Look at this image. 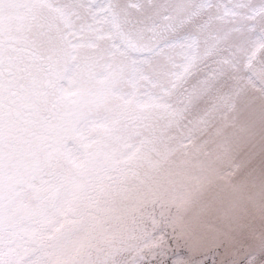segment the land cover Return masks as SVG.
<instances>
[{
	"label": "rangeland",
	"instance_id": "obj_1",
	"mask_svg": "<svg viewBox=\"0 0 264 264\" xmlns=\"http://www.w3.org/2000/svg\"><path fill=\"white\" fill-rule=\"evenodd\" d=\"M10 18L69 118L41 153L46 206L24 183L2 194L4 264L264 263V0H0ZM0 128L16 126L1 113ZM129 158L140 171L115 177ZM91 182L100 206L63 224Z\"/></svg>",
	"mask_w": 264,
	"mask_h": 264
},
{
	"label": "flooded vegetation",
	"instance_id": "obj_2",
	"mask_svg": "<svg viewBox=\"0 0 264 264\" xmlns=\"http://www.w3.org/2000/svg\"><path fill=\"white\" fill-rule=\"evenodd\" d=\"M17 3L14 8L25 12L21 1ZM7 15L15 17L18 13ZM23 25L11 18L0 25V117L1 113L8 115L16 126L6 131L0 128V164L12 169L18 167L16 171L21 174L14 182L0 176V186L5 192L0 193V201H5L3 196L7 198L13 189L8 183L41 182V153L59 146L56 125L68 118V97L60 89L57 73L41 59L38 42L32 40ZM45 162L51 172L52 161ZM1 229L5 233L11 230L9 227ZM15 233L18 234V229ZM39 249L45 252L40 244Z\"/></svg>",
	"mask_w": 264,
	"mask_h": 264
},
{
	"label": "trees",
	"instance_id": "obj_3",
	"mask_svg": "<svg viewBox=\"0 0 264 264\" xmlns=\"http://www.w3.org/2000/svg\"><path fill=\"white\" fill-rule=\"evenodd\" d=\"M68 118H69V112H68ZM129 162H130L128 164L129 166L127 165L126 168L122 169L124 172H121V175L126 174V171L128 169L131 170L132 168L135 172L140 171L139 170L140 168L137 167V165H136L137 161L132 162V160H130ZM41 174L44 175L45 174L44 171H42ZM97 184H99V183L97 182L96 184H93V182H92L93 188H94V185L96 186ZM92 185H90V188H87V187L84 188L83 187L79 191L78 194L73 196V198L71 199V202L69 204L68 210L65 214L64 224L67 223L69 221V219H71V218L73 219L74 216L78 215L77 214V212H78L77 208L81 207L80 204H82V206L84 208L82 211L83 213H93L97 210L96 208L88 209V206H93L94 204H97L98 207L100 206V198L99 197H96V196L90 197V194L94 193V191L92 190L93 189ZM45 186H46V182H43L40 186H34V187L32 186L33 193H34V199L40 207H43L44 204H46L45 200H44V192H43V189L45 188ZM47 190L49 191L50 189H47ZM91 190L93 191V193ZM53 194H54V196L56 195V190H54ZM88 197H89V199H88ZM54 198L55 197H53L50 202H52L54 200ZM86 203H87V207H86Z\"/></svg>",
	"mask_w": 264,
	"mask_h": 264
},
{
	"label": "bare ground",
	"instance_id": "obj_4",
	"mask_svg": "<svg viewBox=\"0 0 264 264\" xmlns=\"http://www.w3.org/2000/svg\"><path fill=\"white\" fill-rule=\"evenodd\" d=\"M157 257H159V256H157ZM169 260H170V259L167 258V259L164 261V264L170 263ZM159 262H160V264H162V259H160Z\"/></svg>",
	"mask_w": 264,
	"mask_h": 264
},
{
	"label": "water",
	"instance_id": "obj_5",
	"mask_svg": "<svg viewBox=\"0 0 264 264\" xmlns=\"http://www.w3.org/2000/svg\"><path fill=\"white\" fill-rule=\"evenodd\" d=\"M264 264V263H263Z\"/></svg>",
	"mask_w": 264,
	"mask_h": 264
}]
</instances>
